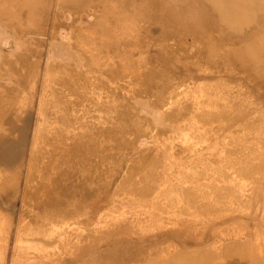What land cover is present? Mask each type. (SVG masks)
I'll return each mask as SVG.
<instances>
[{
  "label": "rangeland",
  "instance_id": "rangeland-1",
  "mask_svg": "<svg viewBox=\"0 0 264 264\" xmlns=\"http://www.w3.org/2000/svg\"><path fill=\"white\" fill-rule=\"evenodd\" d=\"M0 264H264V0H0Z\"/></svg>",
  "mask_w": 264,
  "mask_h": 264
}]
</instances>
